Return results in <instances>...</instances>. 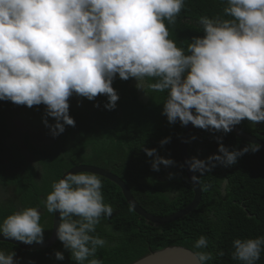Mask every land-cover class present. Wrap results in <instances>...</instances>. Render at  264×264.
<instances>
[{
	"label": "clouds",
	"instance_id": "9594fccd",
	"mask_svg": "<svg viewBox=\"0 0 264 264\" xmlns=\"http://www.w3.org/2000/svg\"><path fill=\"white\" fill-rule=\"evenodd\" d=\"M225 2L223 12L230 19L200 17L204 34L193 37L185 51L169 38L165 24L175 23L185 0H0V100L29 108L45 105L43 122L55 137L65 125L75 126L69 115L74 94L88 100L106 95L105 108L114 109L119 94L112 84L118 74L122 80L135 78V86L146 94L166 92L162 114L169 123L191 122L227 134L245 119L252 125L264 122V0ZM149 78L155 82L146 83ZM47 117L55 123L49 124ZM260 148L249 142L229 150L220 143L207 161L193 156L188 165L204 175L217 162L231 167ZM144 151L153 157L155 171L174 163L155 148ZM43 203L48 212L59 211L56 235L71 258L77 264H102L88 259L107 245L93 233L101 217L113 213L104 202L100 177L68 172L52 183ZM40 217L35 207L20 209L0 223V233L26 244L42 243ZM208 243L201 235L194 248ZM232 245L233 260L255 264L264 236L236 238ZM14 256L0 250V264H17ZM55 257L63 260L64 254L56 251ZM195 257L198 264L213 258L205 251Z\"/></svg>",
	"mask_w": 264,
	"mask_h": 264
},
{
	"label": "trees",
	"instance_id": "16d2710c",
	"mask_svg": "<svg viewBox=\"0 0 264 264\" xmlns=\"http://www.w3.org/2000/svg\"><path fill=\"white\" fill-rule=\"evenodd\" d=\"M226 6L225 0H185L175 23L168 24L165 20L169 38L186 51L193 37L204 34L200 17L230 19L223 12ZM150 82L155 81L146 80ZM135 85V78L122 80L117 74L112 86L119 100L112 110L105 108L106 95H98L94 100L75 94L69 97V115L75 120V126L65 125V130L55 137L45 131H28L36 123L44 124L45 105L29 108L0 100V188L6 191L0 193V210H8L2 213L1 219L26 207H39L43 209L40 224L44 228V239L47 238L52 213L47 211L43 201L52 191V183L58 181L63 172L81 163L108 169L121 178L138 205L150 214L165 216L187 205L193 190L178 149L184 126L179 121L169 123L162 114L166 92L148 90L146 94ZM47 119L49 124L55 123L54 118ZM18 121L21 124L16 127ZM236 127L264 141V122L252 125L245 119ZM29 134L41 136V146L30 141ZM17 136L20 142L14 141ZM164 138L170 140L161 145ZM220 143L232 150L248 142L232 131L225 134L194 126L186 143L188 160L195 156L207 161L209 156L218 153ZM145 148H155L159 156L170 158L174 163L161 164L159 171L153 170V157L146 154ZM37 171L38 178H34ZM28 172L30 177H26ZM193 174L198 176L201 189L197 206L163 224L151 223L137 215L119 186L97 174L102 181L104 202L112 206L113 213L110 217L102 216L93 233L104 238L107 245L98 248L95 256L88 259H99L102 264H130L150 251L184 246L194 253L211 252L213 258L206 264H242L232 259L233 240L264 236V148L244 154L231 167L217 162L204 175ZM201 235L208 238V246L196 249L194 243ZM0 250L6 254L14 252L22 260L19 264L48 261L77 264L58 238L51 246L39 250H23L0 241ZM56 251L63 252V260L56 259ZM220 252L223 255H219ZM23 255L28 257L23 258ZM255 264H264V250Z\"/></svg>",
	"mask_w": 264,
	"mask_h": 264
},
{
	"label": "water",
	"instance_id": "95a60500",
	"mask_svg": "<svg viewBox=\"0 0 264 264\" xmlns=\"http://www.w3.org/2000/svg\"><path fill=\"white\" fill-rule=\"evenodd\" d=\"M193 125L191 122L187 126H184L182 133L179 138L178 142V149H179V156L182 162V165L184 167V171L186 174V177L188 181L191 184L192 190H193V197L191 201L185 205L184 207L167 214L165 216H156L153 214L148 213L143 208H141L138 203L134 200L132 197L128 187L124 183V181L119 178L118 176L111 173L108 169L101 168L98 166L90 165V164H76L66 170L62 173L59 179H62L66 173L68 172H79V171H87L90 173H97L104 177H107L108 179L115 182L119 188L121 189L122 195L130 208L139 216L143 217L146 221H149L151 223L156 224H163L168 223L171 221H174L183 215L189 213L191 210H193L201 197V189L200 186L196 181L191 180V177L194 175L193 172L190 170L188 165V156L186 152V143L189 136L190 131L193 129ZM232 132L235 136L238 138L246 141V142H255L259 143L262 148H264V141L261 139L242 131L241 129L237 128L236 126L233 128ZM60 223V216L59 211L52 212V221H51V229L50 233L47 238L43 240L42 243H32V244H26L11 238H5L2 233H0V241L11 243L20 249L23 250H39L43 249L45 247L51 246L56 240V228L58 224ZM130 264H198V260L195 257V253L184 246H168L164 247L159 250L150 251L148 254L138 258L137 260L133 261Z\"/></svg>",
	"mask_w": 264,
	"mask_h": 264
},
{
	"label": "rangeland",
	"instance_id": "374dc122",
	"mask_svg": "<svg viewBox=\"0 0 264 264\" xmlns=\"http://www.w3.org/2000/svg\"><path fill=\"white\" fill-rule=\"evenodd\" d=\"M32 122V121H31ZM31 122H29V124L31 123ZM27 123V122H26ZM18 124H21L19 121L17 122V124H16V127H19L18 126ZM32 129H30V130H28L29 132H32V131H40V132H43V131H45V132H47L48 134H51L50 133V130L48 129V127H46L45 126V124H43V123H36L35 125H33V126H30ZM15 130H18V129H15ZM21 132V130L19 129L18 131H17V133L18 132ZM16 133V132H15ZM16 133V134H17ZM19 135V134H18ZM30 135V141H32V142H34V143H36L38 146H41V144L39 143V140H41L40 138H41V136H37V135H31V134H29ZM15 139H14V141L15 142H20L19 141V137L17 136V137H14ZM21 147H24V145H21ZM17 154H18V156H19V158L22 160V161H24L23 160V157H22V155H21V153L19 152V151H17ZM27 159H31V158H27ZM24 165H25V163H24ZM15 170H17V171H19V169H17V168H15ZM36 169L34 168V171H35ZM38 174H39V172L37 171L36 172V176H34V178H38L37 176H38ZM26 177H30V173L28 172V174L26 175ZM5 190L3 189V188H0V193H3V194H5ZM39 211H40V213L43 211V209H41V208H37ZM8 212V210H0V216L2 215V213H4V214H6ZM7 217V215L4 217V218H2L1 219V217H0V223H2L3 222V220L5 219ZM23 258H26V257H28L27 255H23L22 256ZM14 260H16L17 261V264H19L22 260L18 257V256H15L14 257ZM45 264H62V262H57V263H53V262H51V261H48V262H45Z\"/></svg>",
	"mask_w": 264,
	"mask_h": 264
}]
</instances>
